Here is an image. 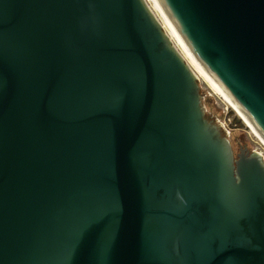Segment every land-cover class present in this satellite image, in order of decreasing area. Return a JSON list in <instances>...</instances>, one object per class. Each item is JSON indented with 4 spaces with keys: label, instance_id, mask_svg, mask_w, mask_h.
<instances>
[{
    "label": "water",
    "instance_id": "1",
    "mask_svg": "<svg viewBox=\"0 0 264 264\" xmlns=\"http://www.w3.org/2000/svg\"><path fill=\"white\" fill-rule=\"evenodd\" d=\"M264 136V0H159ZM146 0H0V264H264V156L205 109Z\"/></svg>",
    "mask_w": 264,
    "mask_h": 264
},
{
    "label": "rangeland",
    "instance_id": "2",
    "mask_svg": "<svg viewBox=\"0 0 264 264\" xmlns=\"http://www.w3.org/2000/svg\"><path fill=\"white\" fill-rule=\"evenodd\" d=\"M147 1H149L148 3H151V5L153 6V10L158 15L153 3L150 0ZM159 18H161L160 15ZM196 74L199 76L198 78L200 81V85L207 91V94L203 95V103L205 105V109L216 115L218 120L221 121L227 131H229V138L232 142L235 152L239 151L240 144L242 146H245L246 142L247 146H249L250 148L260 152H264V143L247 125V123L239 116V114L231 106V104L224 98V96L219 93L216 88H214L207 81L204 76H201L200 73Z\"/></svg>",
    "mask_w": 264,
    "mask_h": 264
},
{
    "label": "bare ground",
    "instance_id": "3",
    "mask_svg": "<svg viewBox=\"0 0 264 264\" xmlns=\"http://www.w3.org/2000/svg\"><path fill=\"white\" fill-rule=\"evenodd\" d=\"M147 1V0H146ZM154 7L157 10L158 15L153 10V6L151 3H148L155 13L156 17L162 24L163 28L171 38L172 42L181 53V55L185 58L189 66L193 69L194 72L200 73L201 76H204L207 81L216 88L219 93L224 96V98L231 104V106L237 111L239 116L247 123V125L253 130V132L259 137V139L264 143V136L257 130L251 120L247 117V115L243 112V110L233 101V99L225 92V90L216 82V80L210 75V73L206 70V68L200 63V61L196 58V56L192 53L189 49L185 41L177 32L176 28L174 27L173 22L171 21L170 17L168 16L167 12L165 11L164 7L160 3L159 0H150ZM149 2V1H147ZM159 15L161 18H159ZM178 40V41H177ZM176 42V43H175ZM180 50H179V48ZM195 73V74H196ZM197 75V74H196ZM198 76V75H197ZM199 77V76H198ZM262 153V152H261Z\"/></svg>",
    "mask_w": 264,
    "mask_h": 264
},
{
    "label": "built area",
    "instance_id": "4",
    "mask_svg": "<svg viewBox=\"0 0 264 264\" xmlns=\"http://www.w3.org/2000/svg\"><path fill=\"white\" fill-rule=\"evenodd\" d=\"M228 133H229V131H228ZM260 152V151H259ZM262 152V154H263V156H264V152L263 151H261Z\"/></svg>",
    "mask_w": 264,
    "mask_h": 264
}]
</instances>
